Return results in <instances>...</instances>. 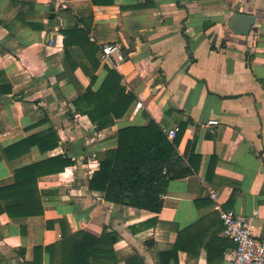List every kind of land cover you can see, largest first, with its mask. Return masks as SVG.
Instances as JSON below:
<instances>
[{"label":"crops","instance_id":"obj_1","mask_svg":"<svg viewBox=\"0 0 264 264\" xmlns=\"http://www.w3.org/2000/svg\"><path fill=\"white\" fill-rule=\"evenodd\" d=\"M236 12L256 17L249 36L229 28ZM78 20L99 47L94 83L79 47V66L67 64L61 31ZM112 42L124 62L101 60V46ZM108 69L135 101L114 126L95 131L73 101L96 92ZM0 73V188L47 158L74 162L39 178L27 207L39 198L43 214L11 217L12 203L0 202V264H60L63 241L82 233L106 236L90 264H231L234 243L218 207L254 217L264 241V0H0ZM151 120L164 131L180 127V154L190 148L201 157L196 174L169 182L158 214L108 202L88 184L101 154L117 148L119 129ZM51 127L60 137L55 150L34 146L8 159L6 148Z\"/></svg>","mask_w":264,"mask_h":264},{"label":"trees","instance_id":"obj_2","mask_svg":"<svg viewBox=\"0 0 264 264\" xmlns=\"http://www.w3.org/2000/svg\"><path fill=\"white\" fill-rule=\"evenodd\" d=\"M85 26L81 27L78 20L61 33L65 37L68 67L75 70L79 66L73 57V49L79 47L88 60L86 64H82V68L94 83L100 67L97 58L99 47L91 42L90 28L86 23ZM121 80L122 76L118 71L108 69L104 82L96 92L90 88L73 101L77 114L87 116L95 131L114 126L116 120L123 118L135 101L134 95L125 93ZM11 92L12 89L9 93ZM182 135L183 130L180 128V132L171 141L160 124L154 120L146 126H127L119 129L118 146L101 154L100 168L89 180V189L101 192L108 202L160 213L169 182L194 175L199 170L201 157L194 149L188 148L184 155L179 152ZM59 145L58 132L51 127L6 148L5 153L8 159L12 160L29 153L34 146L47 153ZM14 151L16 154L12 155ZM73 164L68 156L58 155L17 169L15 183L0 188V202L6 200L12 203L6 206V212L11 217L43 214L39 198L36 209L30 210V207H27L32 197L36 199L39 178L64 172ZM209 174L208 177L212 176V173ZM1 208L3 209L0 205ZM104 237L98 239L86 233L67 237L62 243L63 261L60 264H90L92 258L102 253ZM80 238L81 240H77ZM36 253L40 255L42 249L37 248Z\"/></svg>","mask_w":264,"mask_h":264},{"label":"built area","instance_id":"obj_3","mask_svg":"<svg viewBox=\"0 0 264 264\" xmlns=\"http://www.w3.org/2000/svg\"><path fill=\"white\" fill-rule=\"evenodd\" d=\"M101 60L115 58L118 63L124 62L123 48L119 43H105L100 48ZM143 102L136 104V109H142ZM219 120H210L208 126L216 127ZM172 141L180 132V127L165 131ZM204 182V180H203ZM214 200L219 201L217 193H211ZM221 220L224 225V235L234 243L226 256L231 264H264V241L256 237L254 233V217L245 216L234 210H223L218 207Z\"/></svg>","mask_w":264,"mask_h":264},{"label":"water","instance_id":"obj_4","mask_svg":"<svg viewBox=\"0 0 264 264\" xmlns=\"http://www.w3.org/2000/svg\"><path fill=\"white\" fill-rule=\"evenodd\" d=\"M255 23L256 17L254 15L236 12L229 22V28L236 35L249 36ZM48 42H50V34H48Z\"/></svg>","mask_w":264,"mask_h":264}]
</instances>
